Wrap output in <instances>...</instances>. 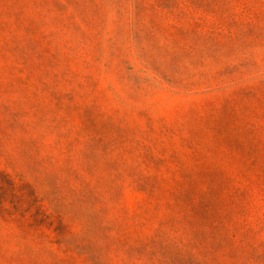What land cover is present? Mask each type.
Segmentation results:
<instances>
[{
  "label": "rangeland",
  "instance_id": "1",
  "mask_svg": "<svg viewBox=\"0 0 264 264\" xmlns=\"http://www.w3.org/2000/svg\"><path fill=\"white\" fill-rule=\"evenodd\" d=\"M219 161L264 168V0H0V264H134L120 226L196 214L170 187Z\"/></svg>",
  "mask_w": 264,
  "mask_h": 264
},
{
  "label": "trees",
  "instance_id": "2",
  "mask_svg": "<svg viewBox=\"0 0 264 264\" xmlns=\"http://www.w3.org/2000/svg\"><path fill=\"white\" fill-rule=\"evenodd\" d=\"M7 9L8 12L13 11L10 7ZM19 20L17 14L15 21ZM254 132L255 127L246 130V141L250 140L249 136ZM227 139V144L239 148L244 158H250L258 152L256 146H251L252 143L248 145L246 141H233L231 137ZM201 157L205 161L209 160L206 154H201ZM254 176H257V180L264 178V168L256 169L253 173L248 169H239L234 173L232 165L222 161L204 163L195 171L179 172L174 178L176 185L170 188L185 189L192 193L194 204L197 205L196 214L168 217L160 222V227L151 229L155 220L154 213H138L134 218L144 219L145 222L137 224L134 221L121 225L120 233L124 237L132 235L131 248L138 251L134 264H217L218 252L221 247L226 246H230L232 252L249 246L246 258L243 251L242 255L236 254L240 257V264H254L264 257L261 255L264 240L261 243L252 242L260 230L257 231L252 226L246 229L244 222L249 203L264 195V185L256 188L257 182L252 181ZM160 188L152 185L143 204L148 202L152 205L153 197L165 191V188ZM174 205L181 207L182 204L176 199ZM137 226L140 227L136 228ZM149 229L151 230L146 233ZM137 231L139 233L135 236Z\"/></svg>",
  "mask_w": 264,
  "mask_h": 264
}]
</instances>
